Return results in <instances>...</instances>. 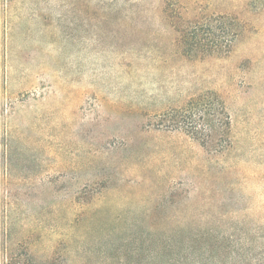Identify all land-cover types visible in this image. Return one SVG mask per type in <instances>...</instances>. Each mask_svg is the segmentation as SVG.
Instances as JSON below:
<instances>
[{
  "label": "rangeland",
  "instance_id": "rangeland-1",
  "mask_svg": "<svg viewBox=\"0 0 264 264\" xmlns=\"http://www.w3.org/2000/svg\"><path fill=\"white\" fill-rule=\"evenodd\" d=\"M211 91L226 150L164 121ZM170 237L264 264V0H0V264H168Z\"/></svg>",
  "mask_w": 264,
  "mask_h": 264
},
{
  "label": "trees",
  "instance_id": "trees-1",
  "mask_svg": "<svg viewBox=\"0 0 264 264\" xmlns=\"http://www.w3.org/2000/svg\"><path fill=\"white\" fill-rule=\"evenodd\" d=\"M211 24H205L210 26ZM204 26V24H202ZM235 36L233 33L232 37ZM233 40L230 39L229 42ZM198 49L202 51H218L228 47V44H221L215 38L211 41L204 42L201 39L198 41ZM164 121L170 122V126L182 128L185 132L196 139H200L204 145L209 144L218 147L216 151L226 150L231 144V119L227 111L225 102L220 96L214 92L201 93L195 98L188 100L183 106L171 108L163 114ZM157 227V226H155ZM192 228L193 226H183ZM184 229L175 226L172 233L177 236H184ZM177 237H170L167 241L165 253L166 263L168 264H208L209 262H200L195 256L196 247L193 245L182 246L177 242ZM192 240V239H191ZM199 238L192 241H198ZM157 255V254H156ZM246 257V256H244ZM262 263V262H261ZM260 264V263H259Z\"/></svg>",
  "mask_w": 264,
  "mask_h": 264
}]
</instances>
